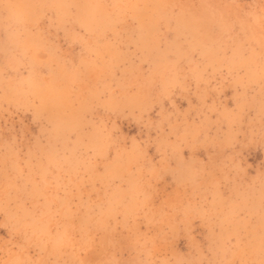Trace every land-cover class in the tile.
<instances>
[{"label": "rangeland", "instance_id": "obj_1", "mask_svg": "<svg viewBox=\"0 0 264 264\" xmlns=\"http://www.w3.org/2000/svg\"><path fill=\"white\" fill-rule=\"evenodd\" d=\"M264 264V0H0V264Z\"/></svg>", "mask_w": 264, "mask_h": 264}, {"label": "clouds", "instance_id": "obj_2", "mask_svg": "<svg viewBox=\"0 0 264 264\" xmlns=\"http://www.w3.org/2000/svg\"><path fill=\"white\" fill-rule=\"evenodd\" d=\"M164 264H179V262H164Z\"/></svg>", "mask_w": 264, "mask_h": 264}]
</instances>
